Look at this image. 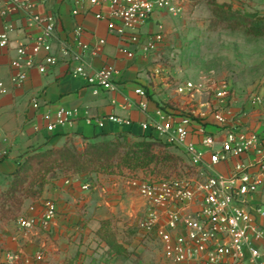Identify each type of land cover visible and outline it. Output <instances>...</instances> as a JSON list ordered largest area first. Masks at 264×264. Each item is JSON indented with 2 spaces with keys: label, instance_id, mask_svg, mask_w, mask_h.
<instances>
[{
  "label": "built area",
  "instance_id": "1",
  "mask_svg": "<svg viewBox=\"0 0 264 264\" xmlns=\"http://www.w3.org/2000/svg\"><path fill=\"white\" fill-rule=\"evenodd\" d=\"M50 1L7 0L1 8L2 17L21 20L25 30L11 61V82L15 87L26 83L30 71L45 75L61 63L54 53L57 18L39 12ZM189 1L74 0L72 15L93 14L106 24L110 35L133 47L132 51L122 49L123 55L146 57L158 51L165 35L144 37L139 31L158 14L182 12ZM13 32V27L6 24L0 34V48H11ZM82 34L83 28L77 26L72 44L62 46L70 74L84 80L95 92L114 90L115 68L94 71L88 64L100 55L106 41L85 44ZM199 91L192 83L177 88L187 105H197L195 109L204 106L196 97ZM208 91L207 111L193 113L195 117L177 114L158 103L152 116L147 93L142 88L135 91L143 98L140 110L149 118L141 128L155 134V138L148 139L177 149L189 166L183 178L134 182L146 206L144 217L134 224L135 238L139 243L154 242L170 264H258L264 257L260 248L264 247V205L256 201L264 194V95L257 92L243 106L228 86ZM39 106L33 99L32 107L37 110ZM58 116L61 118L63 112ZM110 120L119 122L117 118ZM59 124L63 125L64 120ZM53 129L48 127L49 131ZM92 187L87 183L82 189L90 191ZM56 216L55 204L46 200L39 217H21L18 224L25 232H46ZM0 255L3 264H28L22 252L7 251L1 243ZM43 262V251H39L34 263Z\"/></svg>",
  "mask_w": 264,
  "mask_h": 264
},
{
  "label": "crops",
  "instance_id": "2",
  "mask_svg": "<svg viewBox=\"0 0 264 264\" xmlns=\"http://www.w3.org/2000/svg\"><path fill=\"white\" fill-rule=\"evenodd\" d=\"M6 2L0 0V11ZM74 8V0H51L45 8H39V12L51 13L57 18L54 53L60 57L61 63L45 75L30 71L28 80L20 88L11 82V61L17 42L25 37L24 25L21 20L0 15V34L6 24L14 29L11 48H0V191L5 190L18 165L33 152L59 150L68 145L83 151L88 145L118 139L155 138V134L150 135L141 128L149 118L140 110L139 103L143 98L135 91L142 88L147 93L149 114L153 116L160 101L153 97L158 92L151 90L155 84L149 76L150 59L156 53L136 58L123 55L122 49L132 51L133 47L110 35L106 24L97 21L93 14L72 15ZM168 17V14H158L139 32L144 37L164 34L162 27ZM77 26L83 28L81 40L85 44L106 41L100 55L90 59L88 64L94 71L103 67L115 68L114 90L95 92L84 80L70 74L68 57L61 50L65 43L72 44ZM33 99L40 104L37 110L32 107ZM61 112L63 116L60 118L58 114ZM45 116H49V120H45ZM110 118H117L119 122H112ZM60 120H64L63 125L59 124ZM50 126H54L52 131L48 130ZM122 199L111 190L108 193L101 189L84 191L80 179H53V185L48 187L42 200L30 203L21 216L39 217L42 204L46 200L52 201L57 216L50 228L46 232H25L19 224L15 231L2 227L0 243L7 251L22 252L28 264H35L34 257L39 251H43L44 264H63L80 244L92 241L101 221L116 217L122 221L118 224L120 227L131 220L133 225L134 219L145 213V203L135 193L126 200ZM256 201L264 205V194H260ZM148 245L156 246L154 242ZM260 248L264 255V247ZM160 252L161 259L156 264H170L161 249ZM3 263L4 258L0 255V264ZM258 264H264V257Z\"/></svg>",
  "mask_w": 264,
  "mask_h": 264
},
{
  "label": "rangeland",
  "instance_id": "3",
  "mask_svg": "<svg viewBox=\"0 0 264 264\" xmlns=\"http://www.w3.org/2000/svg\"><path fill=\"white\" fill-rule=\"evenodd\" d=\"M215 4L264 16V0H215ZM162 31L165 42L150 59L149 76L155 84L151 90L158 92L153 97H157L160 100L158 104L164 108L195 117L193 113L207 111L208 90L223 86H228L238 104L243 106L257 92L264 95V38H255L243 31H231L217 25L212 0H190L182 12L169 15ZM185 83L197 86L200 91L196 97L204 106L198 105L195 109L196 104L185 103V97L177 92V88ZM109 142L112 143L110 146L90 150L80 160L85 161L87 167L79 171L68 164L55 166L56 154L48 155L41 164H38L39 158L28 162L19 177L12 176L5 190L0 191V229L6 227L15 231L27 206L40 202L56 178L80 179L82 187L89 183L92 189L107 193L111 190L126 200L131 193L140 197L134 185L136 181L183 178L188 175L189 166L183 154L156 139L148 142ZM89 146L83 151L69 145L64 148L82 155ZM133 152L146 155L149 159L147 166H135L130 160ZM129 162H132L131 166ZM143 217L144 213H140L134 219V224ZM103 221L110 222L109 239L117 244L116 249L108 252V247L96 236V230L92 241L80 244L74 255L63 264H156L161 259L158 245L154 247L137 241L132 220L121 227L118 224L122 221L116 217ZM143 237L145 239L146 235Z\"/></svg>",
  "mask_w": 264,
  "mask_h": 264
},
{
  "label": "trees",
  "instance_id": "4",
  "mask_svg": "<svg viewBox=\"0 0 264 264\" xmlns=\"http://www.w3.org/2000/svg\"><path fill=\"white\" fill-rule=\"evenodd\" d=\"M213 1V16H214V22L217 25L223 26L227 30L231 31H243L246 35L252 36L255 38H264V16H260L258 14H251V13H242L239 11L233 10L229 6L224 5H218L215 4V0ZM157 106V105H156ZM121 140V139H118ZM126 140V139H122ZM144 142L151 141L149 139H144ZM112 143L105 142V143H99V144H92L90 145L82 155L76 154L74 151L72 152L69 149L62 148V149H50L46 151H36L32 154L28 155L25 160L18 165L17 171L13 174L14 178L19 177V174L22 172L23 168H25L26 164L32 160H37L38 158V164H41L43 160L48 155L56 154V159L54 161V165L59 167L63 166L64 164H68L71 167L76 168V170H81L83 168H86V162L80 161L82 158L88 155V152L90 150H94L97 147L100 146H110ZM139 145V144H137ZM143 145V144H140ZM93 157L90 158L92 160ZM130 160L133 161L137 166H147L148 164V157L144 155L143 153L140 154V152H133L131 153ZM90 162V161H89ZM132 165V162H129V166ZM134 166V167H135ZM110 226V222L103 221L100 224V228L98 229L96 236L100 239V242L102 244H105L108 247V252H111L116 249V243L114 241L109 239V233L108 228Z\"/></svg>",
  "mask_w": 264,
  "mask_h": 264
}]
</instances>
